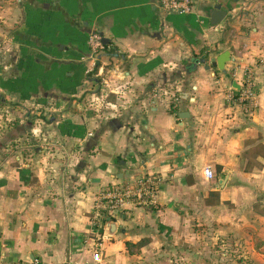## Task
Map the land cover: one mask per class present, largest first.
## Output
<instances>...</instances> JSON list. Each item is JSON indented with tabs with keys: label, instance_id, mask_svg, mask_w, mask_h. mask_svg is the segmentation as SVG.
<instances>
[{
	"label": "crops",
	"instance_id": "0c3cea01",
	"mask_svg": "<svg viewBox=\"0 0 264 264\" xmlns=\"http://www.w3.org/2000/svg\"><path fill=\"white\" fill-rule=\"evenodd\" d=\"M44 0H15V5L10 4L5 9L10 8L15 14V20L11 27L0 22V62L4 65L0 68V112L1 109L9 107L7 114L14 118L4 127H0V166L10 157L15 156L18 146L16 141L25 135L29 137L31 152L21 151L20 161L14 159L9 165L10 169H16L14 179L0 178V197L10 200V219L12 224H19L24 228L30 225L31 233L28 242L33 246L31 250H26L23 254L27 255L28 260L20 259L18 264H29V262H38L45 264L43 254L52 257L59 251V245L65 246V253L71 248L75 253V261L83 259L85 264H105V257L114 249L123 248L125 255L121 257L127 261V256L132 255L139 246L142 248L145 244L151 243V237L145 236L136 244L124 237L129 234H138L140 231H148L155 236L157 240H166V244L161 246V251H171L173 239L181 233H188L185 230L184 220L186 217L178 210L180 201H173L166 197L176 194V181L165 178L158 184V196L155 206L143 209L140 208L141 218L147 216L154 220V226L150 227L145 223L141 229L139 225L133 229H127L124 225L117 224L114 234L107 237L103 234L105 225L108 221L116 222V219L127 220L128 210H123L117 217L109 218L104 216L103 227L97 236L91 233H80L76 236L61 234L59 243H55L59 225L56 229H49L50 213L55 206H64V201L82 203L84 199L89 198V193L96 195L97 192L92 189L100 181L93 178L105 173L109 165L113 172L112 178L123 181L128 170L129 162L136 163L139 159L138 167L148 169L151 158L147 151H141L132 142V134L135 132L134 123L143 117L144 123L148 121L149 116L161 120L165 117H173V123L179 127L186 120L191 119V112L183 104L186 101V93H182L181 103L178 104L174 99L166 98L164 93L174 86L179 79L211 73L214 79H219L221 75L232 74V79L228 81L229 86L233 89L231 95L223 101L221 108L227 112L230 107H236L241 104L238 97L242 89V84L235 79L236 71L229 67L233 64H243L251 57L257 67L261 64V55L264 54V44L261 39L264 34L256 27L251 29L240 25L237 29L234 27L236 18L228 14L231 8L237 3H243L237 17H248L249 11L246 10L248 5H259L261 0H194L191 10L188 13H177L162 9L157 0H53L50 11V3L47 8H41L36 2ZM48 3V2H47ZM28 5V6H27ZM45 5V4H44ZM219 8L225 12V16L219 24L223 28L219 32L217 44H227L224 47L209 46L206 42L205 33L209 29H214L217 25L210 23V14L213 9ZM5 9L2 8L0 0V17ZM171 30V36H167L166 30ZM105 32L113 34L130 35L133 32L143 33L149 39L163 40L174 39L179 37L176 47L171 49L175 53L178 49L187 54L181 59L177 67L169 72L167 69H161L159 72L152 69L161 63L162 57H156L148 65H138L139 74L145 75L151 71V79L144 85V90L139 99L147 97V112H138L132 116V123H128V114L121 116L109 117L106 120H97L98 127L92 130L88 135V127L85 116L80 114L74 108L73 101L81 103L84 95L94 91L97 96L100 95L102 86V77H96L92 73H85V64L92 56L91 39L93 36L99 38L101 46L108 52L109 56L115 55V46L109 50L111 37L106 36ZM238 42V47H232V41ZM91 46V48H90ZM228 51L229 59L224 63L222 69L210 65V59L217 57L220 53ZM2 63V62H1ZM100 58L96 59L93 72L99 67ZM209 66V68H207ZM108 67H111L109 64ZM251 65H249V68ZM4 69V70H3ZM249 69L245 68V77ZM107 68L105 69V75ZM88 81L97 87L90 90L84 84ZM84 89V94L79 98L71 95ZM256 91V89H255ZM15 97V100L9 97ZM24 100H33L34 103L48 106L52 102L53 107H59L64 102V108L59 112L50 111L47 116L43 114L42 109L36 110L40 115L33 111L31 107L21 103ZM11 103V104H10ZM165 103L167 106L165 107ZM10 104V106H9ZM22 109V114L17 115L16 109ZM105 110L101 109L103 113ZM66 113L71 116H78L75 119H64ZM6 114H4L5 117ZM86 115L91 118L94 112L89 110ZM43 120L45 131L46 126H51L47 130H55L60 139V149L65 150L67 154L63 157H51L43 159L47 167L35 168L29 162V157L42 158L44 149L37 139L31 137L30 129L34 126L35 121ZM23 121V122H21ZM59 121V123H58ZM219 122V121H217ZM127 129L124 136L126 146L122 151L115 150V145L109 144L113 148L112 152L105 150L104 139L105 133L109 138L115 137L123 129ZM141 132L147 136L148 146L160 151L163 146V138L156 134L147 132L141 127ZM192 133L193 129H189ZM243 132V126L240 128L231 127L230 135ZM259 136V134H257ZM80 140L81 143H76ZM244 144L251 143V139L243 141ZM12 145L11 151L5 152L3 149ZM193 139L189 136V143L185 145L186 154L193 151ZM129 146L136 156L129 154ZM264 153V144L256 146L244 153H241L237 166L248 174H255L259 169L258 162L254 160L256 155ZM77 155L78 159L75 164H71V155ZM99 159V163L94 162ZM178 159V158H177ZM71 164V170H69ZM91 167L89 168V166ZM216 173H220L224 167L223 164L214 165ZM89 169L88 173L85 170ZM54 170V171H53ZM81 175H85V183L80 182ZM144 175H148L145 172ZM153 173V176H158ZM169 173V177H171ZM214 181V182H213ZM180 183L186 188H191L197 184V176L194 172L189 171L181 176ZM210 187L197 185V187L188 194L189 199L198 198L201 209L207 210L205 215L211 220L212 227L219 230L222 227L232 228L229 233V241L232 240L233 234L237 239L240 250L244 252L238 260L241 264L245 259L250 264H264V191L259 188L254 189L251 193L254 199L246 200L249 195L247 190H238L241 186L235 181H228L227 176L223 179H216L215 176L209 181ZM109 182L104 188L111 187ZM103 189V188H102ZM170 189V191H169ZM225 196L229 199H223ZM94 204V200L92 201ZM223 205L221 209L220 205ZM21 208L22 211H15ZM86 215H91L86 214ZM188 215H191L189 211ZM216 217V219H212ZM192 226L193 233H208L203 236L202 241L196 242V247H201L206 242L208 248H219L220 242L212 243L213 233L206 225L201 224L199 228L195 227V219L188 220ZM22 234V233H20ZM3 233L0 232V236ZM18 234L14 233V236ZM14 236H10L7 243L9 247L14 242ZM99 239L101 243V258L94 259L93 254L96 250L95 242ZM184 236L181 235V241ZM79 242V250L72 245ZM179 244V242H178ZM53 245V247H49ZM171 246V247H170ZM233 247L235 245L233 244ZM191 250L187 245L180 244L175 257H161L162 264L167 260L176 261L181 255H187ZM3 249L0 248V255ZM15 255L20 256L21 253ZM210 256V253H209ZM11 259V256L8 257ZM197 262L210 264L209 257L201 252ZM182 264V262H181Z\"/></svg>",
	"mask_w": 264,
	"mask_h": 264
},
{
	"label": "clouds",
	"instance_id": "9594fccd",
	"mask_svg": "<svg viewBox=\"0 0 264 264\" xmlns=\"http://www.w3.org/2000/svg\"><path fill=\"white\" fill-rule=\"evenodd\" d=\"M167 6V5H166ZM243 3H237L231 8L229 12L230 17H235L234 27L237 29L240 25L251 29L256 27L260 33L264 34V0H261L259 5H248L246 10L249 11L248 17H237V13L241 8H244ZM12 10L5 9L0 22H3L8 27H11L12 22L15 20V14L10 15ZM223 28V24L217 25L214 29H209L205 33L206 42L209 46L215 45L216 47H224L227 44H217L219 39V32ZM167 36H171V30L167 29ZM3 34V33H0ZM106 36L111 37L109 50L115 46L116 54L109 56L108 52L98 43H92V56L85 64V73H92L96 77H102V86L100 95L97 96L94 91L88 95H84V100L81 103L73 101V106L80 114L85 116L87 121L86 132L88 135L92 134V130L98 127L97 120H106L109 117L121 116L131 114L128 116V123H132V116L138 112H147L146 104L147 97L139 99L144 90V85L151 79L152 72L149 71L145 75L139 74L138 65H148L150 61L156 57H162L161 63L155 66L152 71L159 72L161 69H167L171 72L175 69L181 59L187 52H181L179 49L172 53L171 49L176 47L179 37L174 39H149L143 33L133 32L130 35L113 34L105 32ZM92 40H97L93 37ZM264 44V38L261 39ZM232 47H238L236 40L232 41ZM99 56L100 65L93 72V67L96 64V59ZM111 64V67H108ZM249 65L251 67L249 68ZM230 68L235 69V79L242 85L247 84V87H242L240 101L248 99L247 105L239 104L236 107H230L227 112L221 108L223 101L228 95H231L233 89L229 86L228 81L232 79V74L221 75L219 79H214L211 73H201L199 75L185 79H179L175 82L174 86L170 87L168 92L164 93L166 98L174 99L178 104L181 103L182 93H186L183 99L186 103L183 104L191 112V119L184 120L179 127L173 123V117H165L157 120L149 116L146 123L141 120L134 123L135 132L132 134V142L141 151H147L148 156L151 158V163L148 169H141L138 167L139 159L136 163L129 162L128 170L123 181L115 180L112 178L113 169L109 165L105 173L99 176H93L98 179L100 183L95 186L92 191L100 192L109 182L112 184V191L104 193L107 203H96L93 205L92 201L100 200V196L92 195L89 193V198L84 199L82 203H74L65 200L64 206H55L50 213V222L48 223L49 229H56L59 225L55 243L61 240V234L76 236L80 233H91L94 237L99 234L103 227L104 216H116V212L120 209L128 210V219H116V223L124 225L127 229H133L134 226L139 225L141 229L144 228L145 223L150 227L154 226V220L149 219L147 216L141 218V209L137 207L138 204L144 203L140 199L141 192H144L143 177L145 172L157 184L169 178L176 181V194L174 196L166 197L173 201H180L178 210L181 211L186 219L184 220L185 230L188 233H181L173 239V250L161 251V246L166 244V240H157L155 236L148 231H140L138 234H129L124 238L136 244L143 237H151V243L145 244L142 248L139 246L135 249L134 254L127 256V261H123L121 257L125 255L124 249L112 250L108 256L105 257V264H162L160 258L173 256L177 254L180 244L187 245L191 250L187 255H181L176 261L167 260L166 264H198L197 258L201 252L209 257L210 264H235V259L232 257L237 255L240 250L239 243L233 234V238L229 241V233L233 231L232 228L227 226L219 230L212 227L211 220L205 215L207 210H202L198 198L189 199L188 194L193 191L197 185L210 187L209 181L215 176L216 179H223L227 176L228 181H235L241 187L238 190L245 189L249 193L246 200L254 199L251 195L254 189L259 188L264 191V153L256 155L254 160L258 162L259 169L255 174H248L237 166V161L240 159L241 153H244L256 146V144H264V54L261 55V64L256 66L255 61L249 59L243 64L229 65ZM107 74L105 75V69ZM245 68H248V74L245 77ZM88 89L94 90L97 85L90 84L84 81ZM256 91H253V89ZM84 94V89L81 88L71 95L79 98ZM10 101L16 98L9 97ZM21 103L28 105L34 112L40 115L36 110L42 109L43 114L47 116L50 111L59 112L64 108V102L60 103L59 107H53L52 102L48 106L44 104L34 103L33 100H24ZM167 104L165 103V107ZM101 109L105 111L102 113ZM92 110L94 116L89 118L86 113ZM22 109H16L17 115L22 114ZM7 113V107H5ZM14 117L11 114H6L5 117L0 118V127H4ZM64 119H75L78 121L79 117H73L70 113H66ZM219 121V122H217ZM23 122V121H21ZM59 123V121H58ZM243 126V132L235 135L229 134L231 127L240 128ZM44 121L37 119L34 126L30 129L31 137L37 139L44 149L42 158L29 157V162L35 168L47 167L43 163V159L51 157H63L67 151H61L60 137L55 130H47L51 126H46L45 131H42ZM141 127H144L147 132L158 135L163 138V146L160 151H156L148 146L147 136L141 132ZM193 129L190 133L189 129ZM127 129H123L117 133L115 137L109 138L108 133H105V150L112 152L113 148L109 144L115 145V150L122 151L126 146L124 139ZM259 134V136H257ZM193 139V151L186 154L185 145L189 143V136ZM251 139V143L244 144L243 141ZM76 143H81L77 140ZM18 150L15 156L10 157L4 161L0 166V178L14 179L16 176V169H10L9 165L14 159L20 161V166L23 167L21 159V151L27 150L31 152V145L29 144V137L25 135L23 138L16 141ZM12 145L2 151H11ZM129 154L136 156L129 146ZM178 158V159H177ZM78 156L71 155V164H75ZM95 163H99V159L94 158ZM69 164V170H71ZM223 164L224 167L220 173H216L214 165ZM91 165L89 166V168ZM54 171V170H53ZM89 169L85 170L88 173ZM192 171L197 176V184H193L191 188H186L180 183L181 176L184 173ZM153 173H158V176H153ZM171 173V177H169ZM80 182L85 183V175H81ZM151 182V180H150ZM214 182V181H213ZM139 185V188L137 186ZM134 189H137L133 191ZM170 191V189H169ZM130 196H135L136 200H130ZM225 196L223 199H229ZM11 201L0 197V248L3 249V254L0 255V264H18L20 259L28 260L27 255L23 254L26 250H31L33 247L28 242V237L31 233L30 225L24 228L17 220L16 224H12L10 219ZM264 204V201L261 202ZM223 209V205H220ZM103 210V211H101ZM15 211H22L21 208ZM191 211V215H188ZM91 215H86V214ZM195 219L197 224L195 227L199 228L201 224L213 233L212 243L215 245L216 241L220 242L219 248H208L205 252L204 248L207 247L206 242L201 247H196L197 241H202L203 236L208 233H193L191 232L192 226L188 224V220ZM216 219V217H212ZM14 233L18 234L14 236ZM22 233V234H20ZM181 235L184 239L181 241ZM10 236H14V242L11 247L6 241ZM179 242V244H178ZM233 244L235 247H233ZM53 247V245H49ZM73 248L79 250V242L72 245ZM171 247V246H170ZM16 253L22 255L17 256ZM209 253L211 254L209 256ZM11 256V259L8 257ZM45 264H85V261H75V253L71 248L65 253V246L60 243L59 251L52 257H48L46 253L43 254ZM31 264V262H29ZM94 264V262H92ZM203 264V262H199Z\"/></svg>",
	"mask_w": 264,
	"mask_h": 264
},
{
	"label": "built area",
	"instance_id": "2783aa9c",
	"mask_svg": "<svg viewBox=\"0 0 264 264\" xmlns=\"http://www.w3.org/2000/svg\"><path fill=\"white\" fill-rule=\"evenodd\" d=\"M157 1H158L159 6L162 9H164L166 11L177 12V13H188L191 10V7L194 3V0H157ZM93 37H96V36H93ZM92 43H98L101 46V43H100L98 37H97V40L91 39V46H92ZM242 87H247V84L246 83L243 84ZM253 91H255V88L253 89ZM241 92H242V89H241L240 95L238 97L239 101H240ZM240 102L243 105H247L249 103V100L244 99L243 101H240ZM150 180H151V182H150ZM142 183H143V187H144L145 191L141 192L140 199L142 201H144V203L138 204L137 207H140L143 209H148V208L155 206V204L157 203L158 184L154 180H152V178H150L148 175H144ZM137 188H139V185L137 186ZM135 190H137V189H134L133 191H135ZM109 191H112V186L103 188L100 190V192H97L96 195L100 196L101 198L99 201L94 200L93 205H95L96 203H107L108 201L106 199H108V198L104 197V193L109 192ZM129 199L130 200H136L137 198L135 196H130ZM123 210H126V209L118 210L116 212L115 217H117L120 214V212ZM101 211H103V210H101ZM105 216H108L109 218L113 217L111 215H105ZM101 235L97 236V237L101 238ZM99 241L100 240L97 239V241L95 242L96 250L94 251V254H93V257L96 260H99L101 258V243ZM31 264H39V263L34 262Z\"/></svg>",
	"mask_w": 264,
	"mask_h": 264
},
{
	"label": "water",
	"instance_id": "95a60500",
	"mask_svg": "<svg viewBox=\"0 0 264 264\" xmlns=\"http://www.w3.org/2000/svg\"><path fill=\"white\" fill-rule=\"evenodd\" d=\"M224 16H225V12L223 10H220L219 8H215L212 10L210 14V23L213 25H217L222 21ZM228 57H229V52L224 51L220 53L217 57L211 58L210 65L212 67L217 66V68L222 69L224 66V63L228 61L229 59ZM207 68H209V66H207ZM116 227H117L116 222L108 221L105 225L103 234L107 237L112 236L116 230Z\"/></svg>",
	"mask_w": 264,
	"mask_h": 264
},
{
	"label": "rangeland",
	"instance_id": "374dc122",
	"mask_svg": "<svg viewBox=\"0 0 264 264\" xmlns=\"http://www.w3.org/2000/svg\"><path fill=\"white\" fill-rule=\"evenodd\" d=\"M37 1H39V0H37ZM1 2H2V8L3 9H5L6 7H8L10 4H13V5H15V0H1ZM23 2H26V0H21V3H23ZM48 2V3H47ZM38 3V6H41V8L43 7L44 9L45 8H47L46 6H49V3H50V5L52 4L53 5V3H54V1L53 0H44V1H42V2H36V4ZM45 4V5H44ZM52 5L49 7L50 8V11H51V8H52ZM28 6V5H27ZM46 10V9H45ZM90 48H91V46H90ZM2 62V63H1ZM0 62V68H2L3 67V65H4V61H1ZM4 70V69H3ZM11 104V103H10ZM10 104H9V106H10ZM11 107V106H10ZM8 110L10 109L9 107L7 108ZM8 110H7V112H8ZM4 114H7V113H5V109L4 108H2L1 109V112H0V118H3L4 117ZM244 252H242V251H239V253L237 254V255H235V256H233L232 258L233 259H235V264H241V262L238 260V258L241 256V255H244L243 254ZM211 255V254H210ZM247 259H245V261H244V263L243 264H250V263H248L247 261H246Z\"/></svg>",
	"mask_w": 264,
	"mask_h": 264
}]
</instances>
